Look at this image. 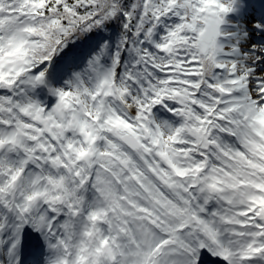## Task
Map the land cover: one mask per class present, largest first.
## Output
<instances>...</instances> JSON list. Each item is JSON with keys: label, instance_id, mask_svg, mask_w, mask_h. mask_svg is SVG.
Returning a JSON list of instances; mask_svg holds the SVG:
<instances>
[{"label": "snow or ice", "instance_id": "1", "mask_svg": "<svg viewBox=\"0 0 264 264\" xmlns=\"http://www.w3.org/2000/svg\"><path fill=\"white\" fill-rule=\"evenodd\" d=\"M0 264H264V0H0Z\"/></svg>", "mask_w": 264, "mask_h": 264}]
</instances>
